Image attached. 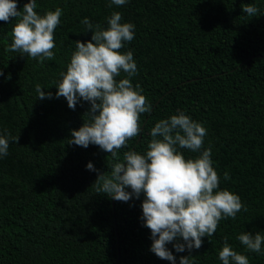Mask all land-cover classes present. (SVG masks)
Returning a JSON list of instances; mask_svg holds the SVG:
<instances>
[{"label": "trees", "instance_id": "1", "mask_svg": "<svg viewBox=\"0 0 264 264\" xmlns=\"http://www.w3.org/2000/svg\"><path fill=\"white\" fill-rule=\"evenodd\" d=\"M26 2L17 0V10ZM246 4L257 7L255 17L241 11ZM37 5L41 15L62 10L50 60L9 51L16 20L0 21V134L6 131L10 138L8 154L0 158V264H170L149 250L142 195L122 202L96 191L97 175L107 174L115 159L96 145L68 144L71 130L89 119L88 102L69 109L64 97H55L76 41L91 38L80 21L87 17L107 28L114 11L122 23L135 26L133 40L119 51H132L137 72L131 83L151 106L139 116L141 131L117 158L125 151L143 152L151 127L177 109L200 122L207 130L202 149L211 148L218 188L236 193L243 207L201 238V247L191 250L194 264H220L217 253L225 240L249 264H264V254L246 251L235 239L243 231L264 235V0H129L111 7L108 0H37ZM36 84L52 97L37 99ZM180 151L186 158L198 155ZM88 162L96 171L85 168ZM167 247L177 264L189 255L176 253L171 243Z\"/></svg>", "mask_w": 264, "mask_h": 264}, {"label": "clouds", "instance_id": "2", "mask_svg": "<svg viewBox=\"0 0 264 264\" xmlns=\"http://www.w3.org/2000/svg\"><path fill=\"white\" fill-rule=\"evenodd\" d=\"M128 2L108 0V5L123 6ZM37 7V0H27L22 10H17V0H0V21L7 23L10 17L16 20L9 51L27 54L38 61L50 60L55 47L53 32L61 22L62 10L56 7L41 15L35 11ZM241 11L255 17L258 9L254 4H246ZM106 20L107 28L92 25L87 17L80 21L85 32H91V38L76 41L66 71L60 73L55 84V97H64L69 109L80 101L90 105L86 113L89 119L71 130L68 144L84 148L92 144L110 154L115 162L107 174L97 175L96 191L122 202L142 195L141 219L150 230L149 250L156 257L177 264L173 251L167 247L171 243L176 253L189 252L178 258V264H194L191 250L201 247L202 237L212 236L221 219H235L242 202L236 193L218 188L211 148L202 149L207 130L182 110L155 122L143 152L125 151L122 159L117 158L118 150L141 131L139 116L149 112L151 106L139 85L134 87L131 83L130 78L137 72L132 51H119L133 40L134 24L122 23L118 11ZM121 73L125 77L116 80ZM34 90L37 99L53 95L42 91L40 84ZM9 143L8 133L0 134V158L8 154ZM180 149L198 155L186 158ZM85 168L96 171L92 162ZM223 178L228 179L227 172ZM235 239L246 251L264 254V235L260 231H243ZM217 258L220 264H249L248 257L235 251L226 240Z\"/></svg>", "mask_w": 264, "mask_h": 264}]
</instances>
